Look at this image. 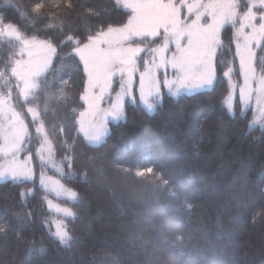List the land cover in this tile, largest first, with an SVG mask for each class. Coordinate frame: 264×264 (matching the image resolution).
Masks as SVG:
<instances>
[{"label":"trees","instance_id":"16d2710c","mask_svg":"<svg viewBox=\"0 0 264 264\" xmlns=\"http://www.w3.org/2000/svg\"><path fill=\"white\" fill-rule=\"evenodd\" d=\"M129 15L115 0H0V25L12 24L24 37L52 39L57 45L69 34L86 39L101 28L123 25ZM221 38L214 89L172 96L163 88V103L152 112L125 102L126 119L109 124L98 148L88 146L77 130L83 66L71 55V45L58 48L38 81L39 99L30 96L19 104L22 110L36 107L61 166L56 176L77 193L73 202L56 199L73 212L64 220L72 240L64 246L53 235L56 216L45 207L47 193L36 177L42 167L34 162L32 180L0 183V222L11 220L23 240L35 242L20 243L12 234L0 238V245L7 242L16 252L15 257L0 252L6 264H22L29 247L43 251L29 257L28 264H111L113 256L122 264H264V128H249L251 109L239 114L237 98L232 114L223 103L228 93L224 72L231 67L237 81L239 73L230 26L222 29ZM15 50L12 40L0 39L2 71ZM256 52V69L262 72L261 49ZM24 119L35 155L34 123L25 112ZM85 155L114 159L130 167L133 177L148 167L154 172L146 173V180L125 179L115 165L105 163L99 175L85 169ZM72 156L70 169L65 158ZM21 193H26L23 198ZM186 204L194 206L190 214ZM157 227L169 242L183 236V244L142 247L154 239Z\"/></svg>","mask_w":264,"mask_h":264},{"label":"snow or ice","instance_id":"6c2138e0","mask_svg":"<svg viewBox=\"0 0 264 264\" xmlns=\"http://www.w3.org/2000/svg\"><path fill=\"white\" fill-rule=\"evenodd\" d=\"M7 3L8 0H5ZM117 6L126 11H130L127 22L122 26L113 27L109 25L106 29L101 28L95 34L89 33L86 39L73 34H69L57 45L54 40H37L36 37L24 38L12 24L0 27V37L14 38L23 47L21 54L27 53L29 59L14 60L10 69L11 76L17 81L20 96L25 102L29 97L39 99L37 92L42 91L37 78L44 73L53 63V58L58 54V48L71 45V55L78 58L83 66L84 75L87 77L84 86V93L80 99L88 104L90 111L95 109L96 101L101 99L106 91L114 88L115 83H119L120 91L115 97L109 114L113 120L126 119L124 116L125 97L135 101L136 93L139 94L140 101L147 104L149 112L154 111L156 106L163 103L162 89L167 88L169 93L177 95L182 89H186L191 95L201 89H214L217 75L218 55L223 48L221 30L226 23H231L239 27L235 33V56L239 58L240 74L243 76L244 84L240 87L241 101H250L253 94L256 95L257 104L264 103V74L256 75V49H261L259 65L264 73V0H180L179 4L174 0H115ZM246 7V11H241ZM36 9L41 8V4L35 5ZM259 8V14L254 9ZM186 9V12L184 11ZM257 16L259 23H257ZM207 18V19H205ZM51 27V26H50ZM248 29L249 31H245ZM70 33L75 30L68 29ZM63 35V32L60 33ZM222 64L223 62L220 61ZM143 65V71L140 66ZM164 70V79L160 78V70ZM171 69L173 78H168V70ZM232 68L224 72L225 77H229ZM119 77L116 81L115 78ZM138 76V81H137ZM0 79L7 85L9 83L4 71H0ZM256 83L253 88L252 83ZM68 81H63L67 85ZM48 87V85H45ZM89 88L99 89L100 95L89 97ZM63 93V89H60ZM210 94V93H209ZM12 98L11 89L7 96H0V114L7 120L8 113H11V120L7 126L0 131L3 132V151L6 157H11L8 165L0 171V180H11L13 183H23L32 179L31 169L21 167L16 157L22 149L27 127L21 119L20 113L16 112L10 103ZM193 98H196L193 96ZM231 98L229 97L228 100ZM151 100V103L147 101ZM229 111H232V104H228ZM35 121L39 117L36 108L28 107ZM47 111V102L45 103ZM88 113H79L78 133H82L84 141L88 146L99 147L105 143V136L108 129L103 125H86L85 117ZM261 118L264 119V108L261 109ZM264 127V124L261 125ZM11 128V131L8 130ZM251 128L252 125L250 124ZM37 133H43V124L36 128ZM44 145L48 146L51 154V145L47 136L44 137ZM106 155V154H105ZM68 168L75 165V156L66 157ZM107 163L115 165V171L128 178H142L146 180V173L152 174L153 168L148 167L137 170L135 176L128 166L119 164L116 160L107 161L102 156H84L83 165L85 169L95 171L103 175V165ZM60 169L58 168V171ZM87 179V171L84 173ZM50 180V178H49ZM142 182V181H141ZM53 183L59 184V181ZM165 185L169 184L164 180ZM41 184L48 187L43 175ZM63 187V186H61ZM55 190V189H53ZM71 198H76L77 193L69 190ZM26 193H21V197ZM169 195L175 197L177 194L170 191ZM194 206L186 204V210L191 213ZM166 211V209H162ZM66 216H73L68 208H59ZM26 215H30L27 213ZM155 237L151 241H144L142 247L152 244L157 248H175L178 244H183V236H176L172 242L164 239L163 229L154 228ZM12 234L17 241L23 244H34V241L23 240L21 232L12 226V221L0 222V238ZM61 245L69 246L72 240L69 232L65 230L64 224H56V231L53 234ZM143 240L142 236L136 237ZM43 249L34 247L28 248V256L22 264H28L29 257L42 252ZM0 252L4 255L15 257L16 252L9 248L7 242L0 245ZM0 264H6L0 256ZM111 264H122L119 257L113 256Z\"/></svg>","mask_w":264,"mask_h":264},{"label":"rangeland","instance_id":"374dc122","mask_svg":"<svg viewBox=\"0 0 264 264\" xmlns=\"http://www.w3.org/2000/svg\"><path fill=\"white\" fill-rule=\"evenodd\" d=\"M174 2L179 4L180 0H174ZM205 2H207V0H205ZM244 2L246 3V0H244ZM254 2L258 3V0H254ZM254 10L257 11V13L259 14V11H260L259 8L254 9ZM184 11L186 12V9ZM241 11H246V7L243 8ZM129 13H130V11H129ZM205 19H207V18H205ZM256 22L259 23L258 16H257V21ZM120 26H122V25H120ZM226 26H230L232 28V34H233V40H234V56H235V52H236V48H235V43H236L235 33L237 31V28L239 27V23L237 22L236 27H233V25L231 23H226L223 26V28L226 27ZM0 27H3V25H0ZM114 27H119V26H114ZM245 31H249V30L245 29ZM24 38H29L30 39L32 37H24ZM0 39L12 40L13 44L15 46V49H16L15 53H14L15 56H14L13 60H11L10 65L7 67L6 71H4L5 76L7 77L9 83L6 85L4 83V81H3V79H0V96H7L9 90L11 89L12 98H11L10 103L12 104L13 108L15 109V111L20 113L21 119H23L24 124L26 125V127H27V124H26V121L24 119V112L26 114H28L29 118L34 123V133H35V135L38 138V144H37V146H36V148L34 150V154L35 155H33L31 150H30V137H29V131H28V127H27V132H26L25 137H24V141H23V144H22V149L18 153V155L16 157V160H17L18 164L21 167H24L26 170L27 169H31L30 175L32 176V179L35 177V170H34V167H33V163L37 162L38 165H41L42 171L39 174H37L36 177H37V181H38V184L40 185V187L47 193V196L44 198V203H45L46 209L50 213H52V214H54L56 216V219L52 220V227H53V230H54V233H55L56 224L61 223V222L64 224V220L66 218H69V216L64 215L63 212L57 211V207H59V208H68L71 211V209L69 207H67L64 204H61V203L57 202L56 199H61V200H66L68 202H73V201L76 200V198H71L69 190H71V191H73V190L70 189L69 187H67L66 185H64L59 180V178L56 176L57 174L61 173V166L57 162V160H56V158L54 156L53 145H52L51 140L49 139V137L47 135V132H46L45 128H44V132L43 133H37L36 132V128L40 124H42V122L39 119V117L34 121L32 115L30 113H28V111H27L28 107H33V108H36V107H34L32 105H26V107H24V110H22L21 107H20V104L21 103L24 104L25 101L20 96L19 88L16 87L17 81H16V79L14 77L11 76L10 69H11V66H12V62L14 60H25V61H27L29 59V57H28L26 52L21 54L20 50L23 47V45L19 41L15 40L14 38L10 39L8 37H0ZM36 39L37 40H42V39H39V38H36ZM235 58H236L237 69H238V73H239L238 74L239 81H237L235 78H233L232 73L230 74L229 77H226L227 83H228V93L226 94V96H225V98L223 100V103H224L225 107L227 108L228 112H230L232 114V113L235 112L234 102H235V99L237 98L238 101H239V114L243 115L248 109H251V118H250V121H249V125L250 124L252 125L251 128L256 127V126L264 128V127L261 126L262 124H264V119L261 118V109L264 108V103H261V104L258 105L257 104V98H256L255 94L252 95L250 101L247 100V99L244 102L241 101L240 87L243 86L244 79H243V76L240 74L239 58L236 57V56H235ZM229 68H231V67H229ZM0 71H2V68H0ZM140 71H143V65L142 64L140 66ZM44 73H42L41 76ZM262 74H264V73H262V72H260L258 70L256 71L257 77H259ZM167 75H168V78L170 80L173 78V73H172L171 69L168 70ZM40 77L37 78V83H38ZM85 78L87 79L86 76H85ZM160 78H161V80L164 79V70L163 69L160 70ZM115 80L118 81L119 77L117 76L115 78ZM137 81H138V76H137ZM251 86L253 88H255L256 87V83L253 82ZM165 89H166L167 93H169L168 89L167 88H165ZM201 90H206V89H201ZM119 91H120L119 83L116 82L113 89H111L109 91H106L104 93L103 97L96 101L95 109L92 110V111L89 110L88 104L85 103L84 101H82L83 102V108L80 111H78V113H77L76 123L79 120V113L81 111H85V112L88 113L86 115V117H85L86 125H88V124L103 125L109 131V124L110 123H114V122H117V121L121 120V119L113 120L111 115L109 114L111 106H112L113 102L115 101V97H116V95H117V93ZM198 91H200V90H198ZM83 93H84V90H83ZM180 93H188V92H187L186 89H182L180 91ZM180 93H178V94H180ZM169 94L172 95L171 93H169ZM87 95L89 97L99 96L100 95L99 89L93 90V89L89 88V91H88ZM177 95H172V96H177ZM229 97L231 98L230 100H228ZM15 100H18L17 104H16ZM125 102L139 103L148 111L146 102L140 101L138 93H136V95H135V101H133L129 97H125L124 100H123V104L124 105H125ZM147 102L151 103L152 101L149 100ZM229 102L232 104V111H229V109H228ZM11 119H12L11 113H8L7 120L5 119V117L2 114H0V129H3L5 126H7L8 120H11ZM78 128H79V124L77 123V130H78ZM8 130L11 131V128L8 127ZM80 134L83 136L82 133H80ZM45 135L47 136L48 142L51 145V154H49L47 145H44V147L42 149V145L44 143ZM4 143H5V141H4V138H3V132L0 131V149L3 148ZM10 160H11V157H6L4 155V153H3V151H0V171L4 170V168L8 165ZM58 168L60 169L59 171H58ZM42 175L45 178L46 182L48 183V187L47 188H45L44 185L41 184V176ZM49 178H50V180H49ZM3 181H11V180L10 179L9 180H0V183L3 182ZM54 181H59V184L53 183ZM61 186H63V187H61ZM53 189H55V190H53Z\"/></svg>","mask_w":264,"mask_h":264}]
</instances>
